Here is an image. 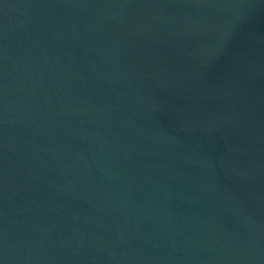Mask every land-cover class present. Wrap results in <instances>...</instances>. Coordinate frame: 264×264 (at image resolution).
<instances>
[{"label": "water", "instance_id": "1", "mask_svg": "<svg viewBox=\"0 0 264 264\" xmlns=\"http://www.w3.org/2000/svg\"><path fill=\"white\" fill-rule=\"evenodd\" d=\"M0 264H264V167L114 0H0Z\"/></svg>", "mask_w": 264, "mask_h": 264}]
</instances>
